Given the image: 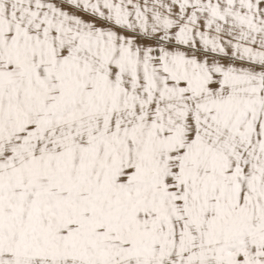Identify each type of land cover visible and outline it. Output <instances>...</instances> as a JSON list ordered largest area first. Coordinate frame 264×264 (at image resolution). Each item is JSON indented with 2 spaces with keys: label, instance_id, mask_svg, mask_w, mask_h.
I'll return each instance as SVG.
<instances>
[{
  "label": "snow or ice",
  "instance_id": "obj_1",
  "mask_svg": "<svg viewBox=\"0 0 264 264\" xmlns=\"http://www.w3.org/2000/svg\"><path fill=\"white\" fill-rule=\"evenodd\" d=\"M0 264H264V0H0Z\"/></svg>",
  "mask_w": 264,
  "mask_h": 264
}]
</instances>
